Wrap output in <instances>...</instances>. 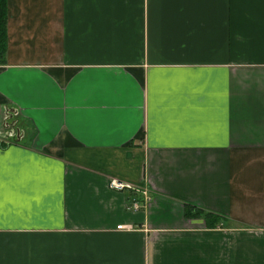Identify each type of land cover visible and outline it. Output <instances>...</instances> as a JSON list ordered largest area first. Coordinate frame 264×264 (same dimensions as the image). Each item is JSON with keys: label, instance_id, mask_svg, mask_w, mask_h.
<instances>
[{"label": "crops", "instance_id": "0c3cea01", "mask_svg": "<svg viewBox=\"0 0 264 264\" xmlns=\"http://www.w3.org/2000/svg\"><path fill=\"white\" fill-rule=\"evenodd\" d=\"M0 264H264V0H6Z\"/></svg>", "mask_w": 264, "mask_h": 264}, {"label": "built area", "instance_id": "2783aa9c", "mask_svg": "<svg viewBox=\"0 0 264 264\" xmlns=\"http://www.w3.org/2000/svg\"><path fill=\"white\" fill-rule=\"evenodd\" d=\"M108 186L111 189H114L116 191L127 190V191H131V192H134V193H137L138 195H140V197L142 198L141 202L136 198L131 199V202L129 204V208L132 210H137V209L141 208L147 199L146 189L143 187L135 186V185L129 184L127 182L118 181L116 179H110L108 182ZM116 228H118V229H120V228L129 229V226H122V225L118 224V225H116Z\"/></svg>", "mask_w": 264, "mask_h": 264}, {"label": "trees", "instance_id": "16d2710c", "mask_svg": "<svg viewBox=\"0 0 264 264\" xmlns=\"http://www.w3.org/2000/svg\"><path fill=\"white\" fill-rule=\"evenodd\" d=\"M5 17H6V0H0V62L2 61V55L4 51L5 44ZM200 210V209H199ZM199 215L201 214V211ZM211 216L209 212H205L203 217L207 218Z\"/></svg>", "mask_w": 264, "mask_h": 264}]
</instances>
